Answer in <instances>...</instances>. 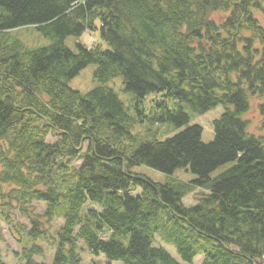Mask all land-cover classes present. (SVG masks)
I'll return each instance as SVG.
<instances>
[{
  "label": "trees",
  "instance_id": "trees-1",
  "mask_svg": "<svg viewBox=\"0 0 264 264\" xmlns=\"http://www.w3.org/2000/svg\"><path fill=\"white\" fill-rule=\"evenodd\" d=\"M24 26L49 44L8 42L5 34ZM84 33L97 42L82 43ZM70 36L75 51L64 43ZM90 64L98 85L71 89ZM115 77L138 119L106 85ZM160 93L199 115L222 106L214 139L203 143L179 104L155 99L145 115L143 99ZM252 98L259 133L243 118ZM261 98L264 0H0V221L23 238L8 210L14 201L31 225L23 264H47L35 260L44 257L37 242L55 218L63 225L49 264H79V242L106 264H194L198 256L200 264H264ZM143 119L184 129L141 140L131 129ZM137 166L168 178L154 182ZM180 168L195 179L173 178ZM33 201L45 204L43 215Z\"/></svg>",
  "mask_w": 264,
  "mask_h": 264
},
{
  "label": "rangeland",
  "instance_id": "rangeland-1",
  "mask_svg": "<svg viewBox=\"0 0 264 264\" xmlns=\"http://www.w3.org/2000/svg\"><path fill=\"white\" fill-rule=\"evenodd\" d=\"M80 2L84 0H79ZM6 39L8 42H18L19 44L26 46L28 48L35 47H43L49 44V40L43 37L34 27L32 26H24L17 29L10 30L7 32ZM97 34H89L87 33L81 39V42L86 44L87 46H91L97 41ZM77 39L75 37H67L65 39V45L75 51V43ZM105 47V46H104ZM96 69V65L90 64L82 69L79 74L73 77L68 81V86L77 90L81 93H86L96 87L98 83L94 80L93 75ZM108 87H110L114 92L118 95L119 99L124 104L128 113L138 119V115L135 111V99L133 95L129 92L124 91V86L122 84L121 77H115L109 82L106 83ZM164 100L169 107H173L175 104H179L183 107L184 111L189 115L190 122L189 125H198L202 128L201 140L203 143H209L214 139V130H213V122L218 119L220 115L223 113L224 109L222 106H217L214 109L199 115L195 114L191 111V109L184 103L178 102L171 96H162L160 94H148L142 101L139 107L143 110L145 115H149L151 113V109L154 100ZM260 101H264V98H261ZM259 99L252 98L250 101V110L243 116L245 120L249 123V130L253 133L261 132L260 125L262 121V117L258 110ZM184 128H175L169 123H155L150 122L147 119H143V122L136 121L134 127L131 129V133L136 135L141 140L148 139H157L164 140L166 138L172 137L182 131ZM225 167H221L215 172L211 174L212 177L216 176L218 173L223 171ZM133 171L143 174L146 177L150 178L154 182L164 183L168 175L161 173L157 170L151 169L146 166H137L134 167ZM173 178L181 180L183 182H190L195 179V175L190 171L185 170L184 168H180L175 170L172 175ZM201 191H196L194 194L187 195L183 198V204L187 207L193 206L198 199V194ZM1 203V201H0ZM12 203L16 206L15 208H8L11 220L24 229H17L22 233L23 238L21 239L18 233L15 232L14 229H10L9 225L0 221V233L2 240L0 241V257L6 264H23L22 259V247L25 246L26 243V232L24 230H29L31 225L27 221V219L20 213L17 204L12 201ZM31 206L34 207L35 214L43 215L45 211V204L38 201H33ZM13 225V224H12ZM11 225V226H12ZM63 225V220L59 218H55L51 220L48 224L45 225L47 229V239L45 241H38L37 244L41 245L44 250V257L35 258L37 261H43L47 264L50 263L51 257L54 253V246L56 244V232ZM21 240V242H19ZM124 242L126 240L124 239ZM164 246V245H163ZM170 254L177 258L173 249L165 246ZM78 252L80 257L79 264H106V261L103 256H92L84 246L83 242L78 243ZM202 257L198 256L194 260V264H200ZM112 264H121L120 262H112Z\"/></svg>",
  "mask_w": 264,
  "mask_h": 264
},
{
  "label": "crops",
  "instance_id": "crops-1",
  "mask_svg": "<svg viewBox=\"0 0 264 264\" xmlns=\"http://www.w3.org/2000/svg\"><path fill=\"white\" fill-rule=\"evenodd\" d=\"M87 33H84L82 36H81V38H80V41H81V39L83 38V36H85Z\"/></svg>",
  "mask_w": 264,
  "mask_h": 264
}]
</instances>
